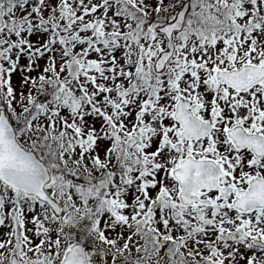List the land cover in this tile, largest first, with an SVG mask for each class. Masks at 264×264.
Listing matches in <instances>:
<instances>
[{
  "label": "snow or ice",
  "instance_id": "1",
  "mask_svg": "<svg viewBox=\"0 0 264 264\" xmlns=\"http://www.w3.org/2000/svg\"><path fill=\"white\" fill-rule=\"evenodd\" d=\"M0 264H264V0H0Z\"/></svg>",
  "mask_w": 264,
  "mask_h": 264
}]
</instances>
